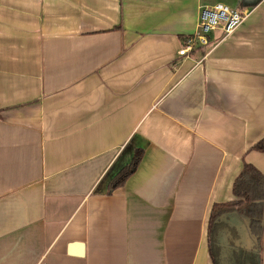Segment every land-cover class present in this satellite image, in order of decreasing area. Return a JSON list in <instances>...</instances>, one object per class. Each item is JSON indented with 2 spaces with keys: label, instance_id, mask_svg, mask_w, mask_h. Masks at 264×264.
<instances>
[{
  "label": "crops",
  "instance_id": "0c3cea01",
  "mask_svg": "<svg viewBox=\"0 0 264 264\" xmlns=\"http://www.w3.org/2000/svg\"><path fill=\"white\" fill-rule=\"evenodd\" d=\"M245 1L181 57L204 6L242 0H0V264H212L213 205L244 162L264 174V0Z\"/></svg>",
  "mask_w": 264,
  "mask_h": 264
},
{
  "label": "trees",
  "instance_id": "16d2710c",
  "mask_svg": "<svg viewBox=\"0 0 264 264\" xmlns=\"http://www.w3.org/2000/svg\"><path fill=\"white\" fill-rule=\"evenodd\" d=\"M259 1L246 3L242 0L238 9H253ZM186 40V39H185ZM264 152V140L254 146ZM143 157V151L135 152L132 162L114 179L113 185L122 187L135 172ZM237 213L247 220L253 247L241 243L236 226L224 220V215ZM207 245L212 264H262L264 245V174L252 164L244 162L233 182L232 200L215 203L211 209L207 226Z\"/></svg>",
  "mask_w": 264,
  "mask_h": 264
},
{
  "label": "built area",
  "instance_id": "2783aa9c",
  "mask_svg": "<svg viewBox=\"0 0 264 264\" xmlns=\"http://www.w3.org/2000/svg\"><path fill=\"white\" fill-rule=\"evenodd\" d=\"M247 17V10L231 7L224 3L204 6L201 9L198 31L186 38L179 56L188 57L194 49L210 45V34L216 29H221L225 36L232 34L239 28Z\"/></svg>",
  "mask_w": 264,
  "mask_h": 264
},
{
  "label": "water",
  "instance_id": "95a60500",
  "mask_svg": "<svg viewBox=\"0 0 264 264\" xmlns=\"http://www.w3.org/2000/svg\"><path fill=\"white\" fill-rule=\"evenodd\" d=\"M226 215H228V214H226ZM226 215H224V216H226ZM223 216V217H224ZM244 219V218H243ZM244 221H245V223H246V225H247V220L246 219H244ZM237 228V227H236ZM238 229V228H237ZM246 230H247V232H248V228L246 227ZM239 231V230H238ZM240 233V232H239ZM241 235V234H240ZM248 235H249V233H248ZM242 243V242H241ZM244 246V245H243Z\"/></svg>",
  "mask_w": 264,
  "mask_h": 264
},
{
  "label": "rangeland",
  "instance_id": "374dc122",
  "mask_svg": "<svg viewBox=\"0 0 264 264\" xmlns=\"http://www.w3.org/2000/svg\"><path fill=\"white\" fill-rule=\"evenodd\" d=\"M245 219V218H244Z\"/></svg>",
  "mask_w": 264,
  "mask_h": 264
}]
</instances>
